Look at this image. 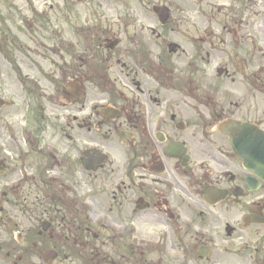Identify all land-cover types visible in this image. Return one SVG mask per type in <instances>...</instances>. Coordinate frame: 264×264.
<instances>
[{"label": "flooded vegetation", "instance_id": "flooded-vegetation-1", "mask_svg": "<svg viewBox=\"0 0 264 264\" xmlns=\"http://www.w3.org/2000/svg\"><path fill=\"white\" fill-rule=\"evenodd\" d=\"M219 1L0 30V264H264V3Z\"/></svg>", "mask_w": 264, "mask_h": 264}, {"label": "rangeland", "instance_id": "rangeland-1", "mask_svg": "<svg viewBox=\"0 0 264 264\" xmlns=\"http://www.w3.org/2000/svg\"><path fill=\"white\" fill-rule=\"evenodd\" d=\"M63 0H0V30L6 31V42L16 43L20 39L17 30L21 28L26 36L32 37L35 32L43 33L45 36L47 32L53 27L51 20H53V7L57 8ZM225 0L224 2H227ZM223 1L217 2L222 4ZM264 0L259 4H263ZM116 4V3H115ZM50 6L52 8L50 9ZM63 9L62 7H59ZM38 26L40 28L36 29ZM38 30V31H37ZM24 34V35H25ZM14 38H17L14 40Z\"/></svg>", "mask_w": 264, "mask_h": 264}, {"label": "water", "instance_id": "water-1", "mask_svg": "<svg viewBox=\"0 0 264 264\" xmlns=\"http://www.w3.org/2000/svg\"><path fill=\"white\" fill-rule=\"evenodd\" d=\"M244 130H245V141L246 143H243V147L248 146L250 143H256L260 142L261 143V149L257 157H254L252 159L258 160L261 162L260 167L262 168L261 171H264V135L262 133L256 132L253 130V128L249 125H244ZM246 163L247 166L251 165L249 155L247 154L246 156Z\"/></svg>", "mask_w": 264, "mask_h": 264}]
</instances>
